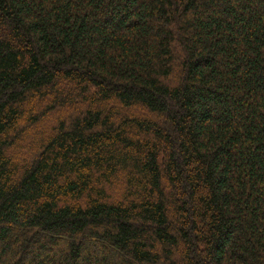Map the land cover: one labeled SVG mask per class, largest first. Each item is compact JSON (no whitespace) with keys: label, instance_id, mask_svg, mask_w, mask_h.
<instances>
[{"label":"trees","instance_id":"obj_1","mask_svg":"<svg viewBox=\"0 0 264 264\" xmlns=\"http://www.w3.org/2000/svg\"><path fill=\"white\" fill-rule=\"evenodd\" d=\"M0 264H264V0H0Z\"/></svg>","mask_w":264,"mask_h":264}]
</instances>
